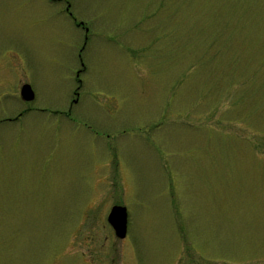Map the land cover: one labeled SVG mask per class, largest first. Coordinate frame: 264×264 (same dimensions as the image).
Listing matches in <instances>:
<instances>
[{
  "label": "rangeland",
  "instance_id": "1",
  "mask_svg": "<svg viewBox=\"0 0 264 264\" xmlns=\"http://www.w3.org/2000/svg\"><path fill=\"white\" fill-rule=\"evenodd\" d=\"M0 264H264V0H0Z\"/></svg>",
  "mask_w": 264,
  "mask_h": 264
},
{
  "label": "water",
  "instance_id": "2",
  "mask_svg": "<svg viewBox=\"0 0 264 264\" xmlns=\"http://www.w3.org/2000/svg\"><path fill=\"white\" fill-rule=\"evenodd\" d=\"M24 101H33L35 93L30 85H24L21 92ZM108 222L113 227L118 238L124 239L128 232V212L123 206H114L108 216Z\"/></svg>",
  "mask_w": 264,
  "mask_h": 264
},
{
  "label": "flooded vegetation",
  "instance_id": "3",
  "mask_svg": "<svg viewBox=\"0 0 264 264\" xmlns=\"http://www.w3.org/2000/svg\"><path fill=\"white\" fill-rule=\"evenodd\" d=\"M54 1H57V0H54ZM78 26L80 27V28H82V29H84V25H83V23H78ZM24 86V85H23ZM23 86L21 87V90H20V95H21V92H22V88H23ZM32 89H33V87H32ZM34 90V89H33ZM35 97H36V94H35ZM24 101V100H23ZM25 102V101H24Z\"/></svg>",
  "mask_w": 264,
  "mask_h": 264
},
{
  "label": "bare ground",
  "instance_id": "4",
  "mask_svg": "<svg viewBox=\"0 0 264 264\" xmlns=\"http://www.w3.org/2000/svg\"><path fill=\"white\" fill-rule=\"evenodd\" d=\"M127 235H128V232H127ZM127 237V236H126Z\"/></svg>",
  "mask_w": 264,
  "mask_h": 264
}]
</instances>
